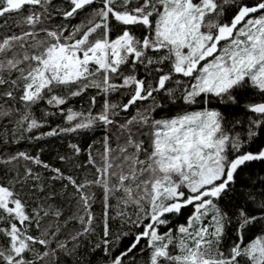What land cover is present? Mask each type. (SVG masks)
<instances>
[{"label": "snow or ice", "instance_id": "1", "mask_svg": "<svg viewBox=\"0 0 264 264\" xmlns=\"http://www.w3.org/2000/svg\"><path fill=\"white\" fill-rule=\"evenodd\" d=\"M11 14L0 34V127L12 125L0 132V264H79L97 202L91 250L105 264H137L145 250L146 264H264V191L236 187L264 164V145L251 147L264 137V0H0V19ZM213 101L250 117L231 120ZM55 116L63 124L51 127ZM89 132L99 139L68 144L62 166L9 147ZM112 220L127 230L113 233Z\"/></svg>", "mask_w": 264, "mask_h": 264}, {"label": "trees", "instance_id": "2", "mask_svg": "<svg viewBox=\"0 0 264 264\" xmlns=\"http://www.w3.org/2000/svg\"><path fill=\"white\" fill-rule=\"evenodd\" d=\"M56 2L62 3V0H56ZM66 6V5H65ZM83 15V13H81ZM4 19H6V23L4 22ZM18 19L17 14H11L10 16L6 18L0 19V34H3L5 32H8L10 28H12ZM75 23V21H74ZM137 34H139V31H137ZM118 94L116 96H113L112 99H117ZM102 99V98H101ZM258 99V98H254ZM126 102V98H125ZM163 102V101H162ZM87 105V98H75L70 102L71 107L79 110L81 106ZM211 107H218L220 110H224L225 114L228 115L229 119L231 120H240L241 122H246L249 117V115L245 114V111L243 108H236V107H226L224 105H217L216 101H213L210 105ZM99 107V104L97 105ZM178 107L177 105H171L169 104L165 111L168 112L169 115L175 114V109ZM46 106L42 103L39 105L35 110L34 114L35 116L40 119L41 114L46 111ZM162 115V113H157V116ZM48 123L51 127H55L57 124H63V118L60 116L50 117L48 120ZM4 127H7L9 129V135L10 130L12 128V125L7 123V121L3 122V127H0V132L4 130ZM246 127V123H242L241 125L237 126V131H242V128ZM47 130V129H44ZM43 131V130H42ZM98 140L99 135L93 134L91 132L81 135V134H71L67 137H54V138H44L39 141L36 140H20L18 143H13L9 147L11 149H14L16 151H26L33 155H39L41 159L45 160L46 162L52 164L53 166H62L61 163L57 160L58 155L65 154L69 151L67 148V145L70 143H79L83 147L85 144H91L93 140ZM264 145V137L259 139L256 144H253L251 147L253 149ZM11 153L9 152L8 148L4 149L3 155L7 157ZM81 159H83V156H81ZM21 165H23V162H21ZM34 167V166H33ZM43 172V170H41ZM69 171H72L69 169ZM79 175L82 177L83 172H80ZM7 176L0 174V180H6ZM261 181H264V164L261 163H252L244 168V170L241 172L238 182H237V189L240 193H247L251 191H264V188L259 187L261 184ZM57 190L59 191V185H57ZM69 191L71 189L69 188ZM97 196H100L99 191L97 190ZM37 201L34 197H32L29 200L30 204H35ZM58 203H63V201H58ZM94 212L97 217V222L95 224L96 228V236H94L91 240L86 239L85 242L80 247V254H79V264H105V261L107 260V257L104 256L102 251L97 250L93 252L91 250L92 244L95 242L96 238L99 237L101 233L102 224L99 222V219L102 215V210L99 202L94 206ZM68 214V210L66 209L65 215ZM177 221L173 220L172 223L175 224ZM179 222H183V218H179ZM112 231L113 233H118L127 229H122L120 226L119 220H112ZM71 227V225L69 226ZM161 231H165V229H161ZM131 237L125 238L121 241L120 245L117 248V251L120 248L126 247L128 243L130 242ZM143 243V242H142ZM148 257L147 250L145 251H137L135 256V261L137 264H146V260ZM129 264H133L132 261L129 262Z\"/></svg>", "mask_w": 264, "mask_h": 264}]
</instances>
